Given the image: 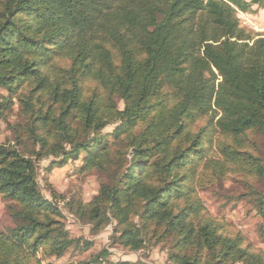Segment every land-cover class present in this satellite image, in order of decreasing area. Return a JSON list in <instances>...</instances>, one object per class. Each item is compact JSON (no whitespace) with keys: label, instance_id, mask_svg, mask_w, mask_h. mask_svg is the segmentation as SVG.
I'll return each mask as SVG.
<instances>
[{"label":"trees","instance_id":"trees-1","mask_svg":"<svg viewBox=\"0 0 264 264\" xmlns=\"http://www.w3.org/2000/svg\"><path fill=\"white\" fill-rule=\"evenodd\" d=\"M255 4L0 0V264H147L157 247L171 264H264L200 195L241 187L222 196L252 205L264 245V38L238 16ZM71 161L102 176L89 202L41 185L42 163ZM67 213L110 228L109 246L73 236Z\"/></svg>","mask_w":264,"mask_h":264},{"label":"rangeland","instance_id":"rangeland-1","mask_svg":"<svg viewBox=\"0 0 264 264\" xmlns=\"http://www.w3.org/2000/svg\"><path fill=\"white\" fill-rule=\"evenodd\" d=\"M252 1V0H246ZM238 16L242 21V26L253 36L264 38V5L255 4L249 13L239 12ZM122 106V105H121ZM14 122L15 118H10ZM11 137L10 131L7 130L3 122L0 121V142ZM80 161H71L64 167H56L49 173L45 171L47 163L41 164L40 181L44 187V178H48L54 189L67 197L82 196L85 202H89L97 194L102 176L96 171H80ZM216 195L213 192H200V195L207 203L209 210L215 215L227 217L233 224L239 227L253 243L264 246L260 242L256 211L248 201H240L237 205L234 202L228 203L227 197H234L242 192V188L227 182L223 189L215 188ZM46 197L49 192L43 189ZM62 205V204H61ZM63 207V205H62ZM68 227L71 234L75 237H84L95 242V248L101 249L109 246L110 228L106 231L94 235L91 233L88 225L77 221L73 216L68 214ZM11 220L0 199V228L4 229L11 226ZM113 261L129 260L136 261L140 255L137 253H128L117 248L111 249ZM90 253V252H89ZM89 253L80 254L79 252H71L62 261H74L87 256ZM147 264H171L167 259V254L161 247L155 248L150 257L145 261Z\"/></svg>","mask_w":264,"mask_h":264}]
</instances>
